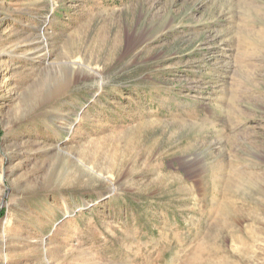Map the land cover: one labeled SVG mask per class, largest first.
I'll return each mask as SVG.
<instances>
[{"label": "rangeland", "instance_id": "obj_1", "mask_svg": "<svg viewBox=\"0 0 264 264\" xmlns=\"http://www.w3.org/2000/svg\"><path fill=\"white\" fill-rule=\"evenodd\" d=\"M0 264H264V0H0Z\"/></svg>", "mask_w": 264, "mask_h": 264}, {"label": "bare ground", "instance_id": "obj_2", "mask_svg": "<svg viewBox=\"0 0 264 264\" xmlns=\"http://www.w3.org/2000/svg\"><path fill=\"white\" fill-rule=\"evenodd\" d=\"M46 40V39H45Z\"/></svg>", "mask_w": 264, "mask_h": 264}]
</instances>
